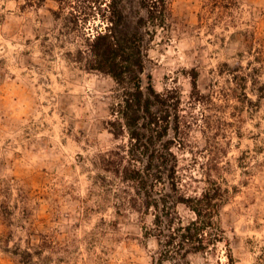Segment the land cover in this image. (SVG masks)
<instances>
[{"label": "rangeland", "instance_id": "obj_1", "mask_svg": "<svg viewBox=\"0 0 264 264\" xmlns=\"http://www.w3.org/2000/svg\"><path fill=\"white\" fill-rule=\"evenodd\" d=\"M205 1L171 0L173 29L159 31L143 77L180 88L195 124L174 147L178 170L199 192L210 180L229 190L228 244L160 260L153 214L103 169L121 143L106 124L117 85L77 59L96 26L90 0H0V264H227L228 245L235 264H264V0H236L229 25L202 22ZM193 70L215 105L190 106Z\"/></svg>", "mask_w": 264, "mask_h": 264}, {"label": "trees", "instance_id": "obj_2", "mask_svg": "<svg viewBox=\"0 0 264 264\" xmlns=\"http://www.w3.org/2000/svg\"><path fill=\"white\" fill-rule=\"evenodd\" d=\"M90 2L89 15L96 26L86 36V49L78 51L77 59L85 61L86 69L111 77L117 85L106 124L121 143L101 155L103 169L122 182L121 191L128 196L131 208L153 214L146 235L161 245L160 260L185 261L192 253L217 254L220 243L228 244L220 213L229 190L210 180L199 192L183 179L174 147L185 148V135L195 122L184 119L178 86L160 92L151 76L144 83L152 43L159 31L171 32L174 26L171 0ZM238 7L236 0H206L200 18L204 22L215 16L220 22L229 17V25L237 22L234 11ZM191 85L190 106L215 105L213 95L199 88L197 70L191 72ZM190 179L196 181L192 175ZM180 205L194 217L185 221L178 211ZM227 258V264H235L230 245Z\"/></svg>", "mask_w": 264, "mask_h": 264}]
</instances>
